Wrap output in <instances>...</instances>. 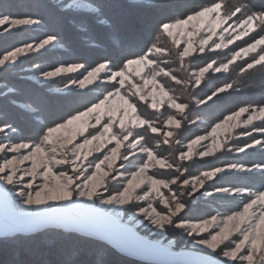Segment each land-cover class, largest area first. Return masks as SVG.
I'll list each match as a JSON object with an SVG mask.
<instances>
[{"label":"snow or ice","instance_id":"6c2138e0","mask_svg":"<svg viewBox=\"0 0 264 264\" xmlns=\"http://www.w3.org/2000/svg\"><path fill=\"white\" fill-rule=\"evenodd\" d=\"M18 7L0 3V36L45 26L32 11L13 14ZM23 7L45 10L57 26L78 18L73 23L90 48L97 46L92 25H103L109 42L92 65H34L45 87L65 78L64 95L33 93L20 102L15 87L0 83V202L8 210L0 236L24 243L58 231L92 242L101 255L111 247L160 257L172 254V230L189 238L194 258L148 264H264V162L191 171L194 158L210 165L205 158L255 148L264 154V139L253 136L264 135V100L216 116L210 110L227 102L236 82L204 91L211 76L238 62L240 76L264 73V0H155L159 18L142 26L135 44L120 35L103 3L38 0ZM62 46L60 36L46 32L0 54V73L7 77L22 57ZM92 85L97 94L89 98L83 90ZM193 126L206 127L186 135ZM229 173L259 183L222 184ZM197 193L235 207L186 219ZM137 225L157 238H140Z\"/></svg>","mask_w":264,"mask_h":264},{"label":"trees","instance_id":"16d2710c","mask_svg":"<svg viewBox=\"0 0 264 264\" xmlns=\"http://www.w3.org/2000/svg\"><path fill=\"white\" fill-rule=\"evenodd\" d=\"M11 2H15L19 5L17 9L13 10L16 14H24L32 11L40 15V17L45 20L44 33L55 32L60 36L63 45V49L58 48L52 54L40 53L31 56L30 59H25V62L20 64L23 68H30L38 64L44 69L47 65L53 66L58 63H68L76 60H83L89 65H92L101 58L107 47L109 36L103 25H92L91 34L95 38L97 46L95 48H90L89 42L83 38L76 24L73 23V19H76L77 23H79L78 18H64L57 26L54 24L53 18L45 10L37 11L35 9L30 10L23 7V5L38 2V0H0V3L3 4ZM43 2L51 1L43 0ZM90 2L109 5L108 13L112 21H115L118 32L122 37L127 38L134 44L136 42L135 37L139 34L142 26L145 24H154L159 18V14L151 10V5L155 1L90 0ZM141 4L145 5V7L138 6ZM20 34L21 35L18 33V35L14 37L10 36L11 38L8 40L5 39L9 37L0 39V54L20 45L18 42H13L14 38L24 40L36 38L31 35L30 32H22ZM253 35H255V33H253ZM232 47H235V45ZM85 49H88L87 54L80 55L79 53L83 52ZM217 59H223V55L218 56ZM239 63L241 62H238L237 65H233L229 73L215 74L207 81V88L204 89L205 92L225 82H236V88L230 90V92L226 94L229 97L227 102L211 109V115L218 116L223 112L234 110L239 106L264 100V73L252 70V72L240 76L235 70ZM0 83H8L10 87H15L18 90L17 96L22 100H27L33 93L46 96L37 89L36 84L22 77L21 73L17 70L8 74L7 77H3V73H0ZM55 84L59 83H54V85ZM20 93L24 96H19ZM95 94L97 93L91 91V93L87 95L91 98ZM14 98H16V96H14ZM3 103L4 99L0 97V105ZM148 114H151V111L148 110ZM17 123L23 126L22 120L17 121ZM194 132H196V130ZM191 134L192 132L186 133V135ZM260 138H264V135H261ZM210 161V165L212 166L220 164V162H243L245 164L261 163L264 162V154H262L261 151L256 152L249 150L247 154L242 153L236 156L225 154V156H221L220 159H210ZM210 165H205L204 162L196 161L192 163L191 168L197 172L199 168ZM243 175L244 174L227 175L225 179L221 180V183L240 186L258 185V180L236 178L237 176L242 177ZM220 201L221 203H219V201H214L212 204L223 211H226L230 207H235V205L228 200ZM201 208L202 209L195 208L189 211V218L195 219L213 212L210 206H203ZM196 210H204V214L197 215ZM68 259H72L75 264H95L98 259L101 260L103 264H148L123 257L111 247H105L101 255V249L92 242L78 237H69L58 231L41 232L24 243L13 242L10 238H0V264H65V261Z\"/></svg>","mask_w":264,"mask_h":264},{"label":"rangeland","instance_id":"374dc122","mask_svg":"<svg viewBox=\"0 0 264 264\" xmlns=\"http://www.w3.org/2000/svg\"><path fill=\"white\" fill-rule=\"evenodd\" d=\"M49 1H51V0H49ZM135 1H138V2H140V1L153 2L155 0H135ZM13 14H16V13L13 12ZM44 31H45L44 27L36 28L34 30L33 29H21V30H17L14 33H10V34H7L5 36H0V39H4L6 37H9V38L5 39V40H8L11 37H14V36L18 35V33H19V35H21L20 33H22V32H26V33L30 32V34L33 35L34 37H41V36H43L46 33V32L44 33ZM245 39H248V38L246 37ZM33 40L34 39H32V40H29V39L24 40V39H20V38H14L13 42H16V43L18 42V44L21 45V44H23L25 42H32ZM241 42H243V41H238L237 44H239ZM61 49H63V47H61ZM38 54H40V53L30 54L27 57H22L21 58L22 63H20V64H23L25 62V59H30L31 56L38 55ZM20 64H19V67H17V71H19L21 73L22 77H24L25 79H28L30 82L36 84L37 85V89H39V91H41L43 94H45L46 96H52V97L61 96V95L65 94L64 89H63V83H62L63 79H65V78L62 77V78H60V81L55 82V83H59V84H55V85L53 84L52 87H50V88L49 87H45V85H47L48 82L41 83V81L39 80V73L37 72V69L34 66L30 67V68H23V66L20 65ZM53 66L47 65V66L44 67V69L47 70V69H49V68H51ZM75 75H79V74L77 73ZM94 88H95V85H92L89 88L84 89L83 93H86V94L91 93L92 89H94ZM72 92L81 93V90L78 89V88H73ZM94 93H97V92H94ZM19 96H24V95L22 93H20ZM16 98L20 102L25 101V100H22L21 98H19L18 96H16ZM149 111H151V110H149ZM256 123L258 124L259 121H257ZM204 127H206V126H201L199 129H197L195 126H193L192 129H191V132L194 133L195 130L203 132ZM261 135L262 134L258 133V132L253 133V136L256 137V138H260ZM248 139H251V137H249ZM261 139H264V138H261ZM237 142H239V141H233V143H237ZM252 150L256 151V152L260 151L259 148L250 149V151H252ZM229 155L236 156V155H240V154L232 153V154H229ZM222 156H225V154H223ZM205 159L206 160H210V159L213 160L215 158H205ZM194 161L195 162L196 161L200 162V161H198L197 158H194ZM224 163L225 162H220V164H217V165H214V166H219V165L224 164ZM210 166H212V165H210ZM200 170H201V168H199L197 170V172L200 171ZM191 171H192L193 174L197 173V172H195L193 170V168H191ZM234 174H237V173H229L227 175L229 176V175H234ZM224 185H226V184H224ZM214 201H219V203H221L220 200H213L211 197H202L200 193H197L196 194V198H193L191 200V210L195 209V208L202 209L201 207H203V206H210L213 209V212L211 214H215L217 211H223V210L218 209L216 206H214L212 204V202H214ZM196 214L197 215L204 214V210H196ZM189 215H190V213L188 212V214L186 216V219H190ZM206 216L207 215L201 216V217H198V218H195V219H190V220L195 221V220H198V219L206 217ZM133 230H134V232L137 235L141 236L144 239L155 240L157 238L156 234L154 232L153 233H148L145 229L141 228L139 225H137ZM167 239L174 241V244H173V247H172L171 251H179V250L195 251V246L192 245L191 243H189V238L183 236L182 234H178L177 232L170 230L169 233H168ZM166 242L167 241H165V243Z\"/></svg>","mask_w":264,"mask_h":264},{"label":"water","instance_id":"95a60500","mask_svg":"<svg viewBox=\"0 0 264 264\" xmlns=\"http://www.w3.org/2000/svg\"><path fill=\"white\" fill-rule=\"evenodd\" d=\"M7 211L8 210L4 207L3 203L0 202V224L3 223L4 217L7 213ZM137 236H139V235H137ZM139 237L142 238L141 236H139ZM0 238H2V236H0ZM142 239H144V238H142ZM115 251L123 257L129 258V259H132L135 261L143 262V263H148L150 260H153V259H164V260L179 262V261L192 259V258H194V255H195V251H190V250L171 251V253H172L171 255L160 256V257L143 256V255H129L127 253L121 254L118 250H115Z\"/></svg>","mask_w":264,"mask_h":264}]
</instances>
